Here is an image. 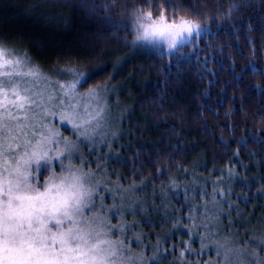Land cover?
<instances>
[{"label": "trees", "instance_id": "trees-1", "mask_svg": "<svg viewBox=\"0 0 264 264\" xmlns=\"http://www.w3.org/2000/svg\"><path fill=\"white\" fill-rule=\"evenodd\" d=\"M188 3L208 32L132 58L137 0H0V37L41 68L93 61L89 70L129 86L110 162L124 188L144 182L134 197L143 208L126 218L143 221L147 255L159 242L161 264H180L173 245L187 236L173 222L190 206L197 222L205 207L219 214L209 218L221 240L264 231V0Z\"/></svg>", "mask_w": 264, "mask_h": 264}, {"label": "snow or ice", "instance_id": "snow-or-ice-1", "mask_svg": "<svg viewBox=\"0 0 264 264\" xmlns=\"http://www.w3.org/2000/svg\"><path fill=\"white\" fill-rule=\"evenodd\" d=\"M137 5L130 12L134 47L170 53L203 31L188 0ZM91 63L67 61L46 74L28 51L0 37V264H161L159 242L147 255L143 221L126 218L143 208L134 197L144 182L124 188V177L110 181L99 162H89L107 136L104 94L112 79L103 67L89 70ZM186 211L173 222L187 236L173 245L180 264H264V231L221 240L209 218L218 213L205 207L197 222L198 207Z\"/></svg>", "mask_w": 264, "mask_h": 264}, {"label": "rangeland", "instance_id": "rangeland-1", "mask_svg": "<svg viewBox=\"0 0 264 264\" xmlns=\"http://www.w3.org/2000/svg\"><path fill=\"white\" fill-rule=\"evenodd\" d=\"M202 26H203V31L201 32V34L208 32L209 28H207L204 25ZM165 49H167L166 46H162L159 49H153L151 46H137V47H133L130 50V56L132 58H143L154 54L157 50H165ZM42 70L46 74H51V72L53 71V69L47 70L43 68ZM117 76L118 75L116 73L111 74L112 79L109 81V85H110L109 90L107 91V93L104 94L108 106V113H107L108 123H107V127L103 129V131L107 133V136L103 138L104 142L97 144L96 147L98 150L95 152V155L92 156L91 161H89L90 163L93 164L99 162L103 167V176L104 177L108 176V179L110 181H115L117 178L114 177L116 172L114 174L112 169L114 163L112 161L110 162L111 157L113 156L114 153L113 151L111 152L112 147L111 148L108 147V144L109 143L111 144L112 142V140H109V138L110 139L114 137L117 138V136L119 135V131L117 127H118L119 118L121 116V112H120L121 104L117 102V98L120 97L122 92H127L129 89V86L126 83L119 82L117 80ZM97 139L100 140L101 137H97ZM100 149L103 150L101 151ZM82 153H87V147H84L82 149ZM79 155L80 154L77 155V159H79ZM98 179H101V177H98Z\"/></svg>", "mask_w": 264, "mask_h": 264}]
</instances>
